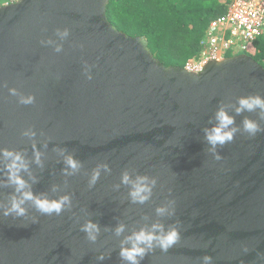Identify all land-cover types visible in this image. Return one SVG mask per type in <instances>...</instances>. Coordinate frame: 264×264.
<instances>
[{
  "label": "water",
  "instance_id": "1",
  "mask_svg": "<svg viewBox=\"0 0 264 264\" xmlns=\"http://www.w3.org/2000/svg\"><path fill=\"white\" fill-rule=\"evenodd\" d=\"M109 3L0 5V149L24 153L29 171L22 175L35 194L72 200L59 216L42 215L26 202L25 216L5 217L14 186L6 184L0 162V264H123L121 241L157 222L178 226L181 239L141 264H203L205 254L212 264H264V132H237L233 142L218 146L220 160L205 138L221 105L241 129L245 116L258 118L235 108L241 96L264 95V66L248 53L211 60L200 73L166 65L145 36L109 20ZM65 27L70 35L61 40L56 29ZM49 38L55 43H41ZM11 87L34 95V103L19 104ZM27 127L36 130L33 139L21 135ZM37 149L43 166L35 163ZM68 154L82 162L71 176L64 172ZM104 163L111 171L101 170L90 186ZM125 170L133 179H156L146 203L131 201V184L121 180ZM172 201L174 215L156 214ZM88 220L100 225L94 243L81 231ZM121 223L125 230L116 236Z\"/></svg>",
  "mask_w": 264,
  "mask_h": 264
},
{
  "label": "clouds",
  "instance_id": "2",
  "mask_svg": "<svg viewBox=\"0 0 264 264\" xmlns=\"http://www.w3.org/2000/svg\"><path fill=\"white\" fill-rule=\"evenodd\" d=\"M9 3V2H7ZM57 36L63 40L70 35V29L57 28ZM42 44H54L51 38L41 40ZM55 52L62 51V45L56 44ZM87 79L91 80L93 75L88 67L84 69ZM9 95L17 98V102L22 105H30L35 101L34 95L22 94L16 87L8 89ZM257 110H259L257 112ZM236 114L243 112L257 113L258 118L245 116L242 121V129L240 126H234L235 117L229 113L227 107L221 105L215 113L217 123L211 128L205 129V138L211 148L210 152L214 154L216 160L222 157L217 151L218 146L223 147L226 144L233 142L237 132H243L249 137H255L257 134L264 132V127L260 121H264V95L259 93L241 96L238 100V107L235 108ZM21 135L29 139H33L37 133L32 127H27L22 130ZM35 148V144L33 145ZM66 150L60 149L61 154ZM35 163L43 166L41 159L42 153L35 150ZM0 162L3 163V170L7 176L6 184L14 186V192L11 195L8 206L4 207L3 215H15L17 217L25 216L28 209L25 207L26 202H31L37 212L42 215L51 216L53 214L61 215L66 207H71L72 200L69 194H65L58 199H50L46 195L35 194L32 191L31 184L24 178L22 173L29 171V162L26 160L24 153L16 149L3 148L0 149ZM66 175H75L82 167V162L79 161L73 154H68L64 157ZM101 170L110 172V165L107 163L100 164L93 171L90 179V186L94 185L100 176ZM122 183L131 184L130 197L133 203L144 204L152 197L153 188L156 184L155 178H150L147 175H137L135 179L131 177L128 170H125L121 177ZM35 181V177H33ZM174 201L169 204H163L156 207L155 211L158 216L174 215L175 208L171 207ZM100 225L98 222L88 220L81 225V231L86 234L87 240L95 242L100 233ZM125 230L123 223L115 228V235L120 236ZM181 239V233L178 226L171 225L167 228L162 223H153L151 227H142L126 236L121 241L119 256L123 264H141L144 258L157 248L160 251L167 252L174 247ZM247 251V249H245ZM105 257L101 254L98 259L103 260ZM212 256L205 254L202 258L203 264H212Z\"/></svg>",
  "mask_w": 264,
  "mask_h": 264
},
{
  "label": "trees",
  "instance_id": "3",
  "mask_svg": "<svg viewBox=\"0 0 264 264\" xmlns=\"http://www.w3.org/2000/svg\"><path fill=\"white\" fill-rule=\"evenodd\" d=\"M12 0H0V5ZM228 0H110L107 14L119 29L143 35L154 55L166 65L184 66L198 55L210 21L227 11ZM264 66V35L247 51Z\"/></svg>",
  "mask_w": 264,
  "mask_h": 264
},
{
  "label": "built area",
  "instance_id": "4",
  "mask_svg": "<svg viewBox=\"0 0 264 264\" xmlns=\"http://www.w3.org/2000/svg\"><path fill=\"white\" fill-rule=\"evenodd\" d=\"M228 2L227 11L210 21L200 42L202 51L185 63L188 71L200 73L209 61L223 59L229 51L252 49L264 35V0Z\"/></svg>",
  "mask_w": 264,
  "mask_h": 264
}]
</instances>
